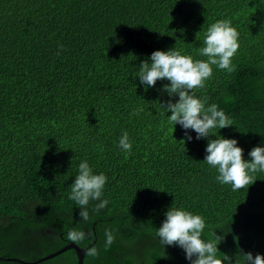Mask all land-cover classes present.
<instances>
[{"label": "trees", "instance_id": "1", "mask_svg": "<svg viewBox=\"0 0 264 264\" xmlns=\"http://www.w3.org/2000/svg\"><path fill=\"white\" fill-rule=\"evenodd\" d=\"M71 242L264 264V0H0V257Z\"/></svg>", "mask_w": 264, "mask_h": 264}, {"label": "water", "instance_id": "2", "mask_svg": "<svg viewBox=\"0 0 264 264\" xmlns=\"http://www.w3.org/2000/svg\"><path fill=\"white\" fill-rule=\"evenodd\" d=\"M94 237H95V234H94ZM92 244H90L87 247L83 248V247H80V246L76 245L75 243L71 242V243H68L67 245L63 246L62 248L58 249L55 252H52L50 254H47V255L39 258V259H36L34 261H30V262L21 260L19 258H11V257H9V258L0 257V261L15 262V263H19V264H39V263L51 260V259L55 258L56 256L66 252L68 250H73L75 255H76V259H77L76 264H83V260H84L85 254L90 249Z\"/></svg>", "mask_w": 264, "mask_h": 264}, {"label": "rangeland", "instance_id": "3", "mask_svg": "<svg viewBox=\"0 0 264 264\" xmlns=\"http://www.w3.org/2000/svg\"><path fill=\"white\" fill-rule=\"evenodd\" d=\"M17 255L24 258V259H30L29 253L25 250L24 246L22 244H17Z\"/></svg>", "mask_w": 264, "mask_h": 264}]
</instances>
